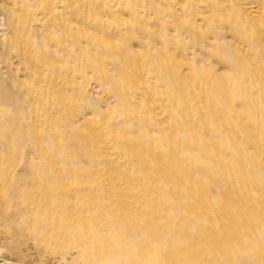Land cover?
Wrapping results in <instances>:
<instances>
[{"label":"bare ground","instance_id":"1","mask_svg":"<svg viewBox=\"0 0 264 264\" xmlns=\"http://www.w3.org/2000/svg\"><path fill=\"white\" fill-rule=\"evenodd\" d=\"M238 123L264 139V0H0V264H264V221L221 235L264 207Z\"/></svg>","mask_w":264,"mask_h":264},{"label":"rangeland","instance_id":"2","mask_svg":"<svg viewBox=\"0 0 264 264\" xmlns=\"http://www.w3.org/2000/svg\"><path fill=\"white\" fill-rule=\"evenodd\" d=\"M237 99H243L242 96L237 97ZM209 113V110H206ZM168 116H165V118H168ZM236 117V116H234ZM192 119H190V123H186L185 126L186 127H191L190 125L193 124L191 122ZM238 127L236 128L234 133H238L241 132L243 133L249 140H250V144H249V155H253V152L251 151V148H253L254 146L257 147H263L264 146V139H259V138H254V133L255 131H250L249 129H247V127L245 125H242V123H238L236 124ZM163 126L168 128L169 127H173L175 126V122L172 118H168L166 119V121L163 123ZM178 127L182 128L183 126L178 124ZM176 128V131L179 130V128ZM190 137H192V142L190 143L189 141V146L188 145H184L186 148H193L195 155H197L199 157V159H197V161H200V165L203 168H205V170H203V172L207 173L212 171L210 168V163L212 160H215L217 162V164L219 165V168L223 166V168L221 169V172L223 174H225V176H227L232 184L236 185V184H240L241 182H244L245 180H247V176H248V169L244 168V166H242V164L236 165L235 163H231L228 159V156H230V153H226V149L224 148L223 150L221 148L216 149L213 145V143H209V142H205L204 138L201 135V133L195 129V128H190ZM173 133V132H172ZM227 136V138L229 140H231L232 138V131H227V134H225ZM173 140H175V137L173 135L172 137ZM210 140V138H209ZM182 144L179 145V148L181 147ZM228 147L229 149H232L234 152V155H231L233 157H239L242 156L243 151L246 150V144L245 142L242 140L240 141L238 139V142L232 140L228 143ZM251 147V148H250ZM212 148V149H210ZM180 151V150H178ZM176 151V152H178ZM189 151V150H188ZM186 154H188L187 152H184ZM174 155V157L177 159L178 162H182L183 160L186 161L187 158L180 152L178 153H171ZM261 157L258 158V162L261 163ZM196 161V160H194ZM193 164V163H192ZM259 167H262L263 164H259ZM198 167V165H196V163H194L192 165V169L186 171V173H183L185 177L193 179L195 186L198 185L199 186V194L200 196H204L207 195L208 189L203 186V184L200 183L201 178H203L202 175H200L199 177H196L197 174H195L196 172V168ZM259 169V168H258ZM162 173V172H161ZM198 176V175H197ZM256 177H258V172H256L255 174L252 173L251 174V179H255ZM240 186V185H239ZM260 186V185H259ZM261 187V186H260ZM264 187V186H263ZM262 188V187H261ZM228 192H231V188L229 187ZM258 198V196L256 197ZM237 198H234V202H225V204H228L229 206L227 207V209H231V213L233 212L234 214L237 215V219L235 222L229 223L227 225V228L225 229L224 232H222V236L225 233H231L234 238L239 241L242 237L241 232L242 229L245 225V223L249 220L247 219V216H251V218L256 219L255 221H264V207L262 209L258 208V203H256L254 206H250L248 207V205L246 206V204H243V201L240 199V201L236 202ZM260 200V199H259ZM242 201V202H241ZM244 205V206H243ZM259 210V212H258ZM241 216H245V218L241 221H237L238 219L241 218ZM218 221V220H216ZM219 223V221H218ZM234 234H233V232ZM225 237V236H224ZM236 250L238 251V249L236 248ZM235 256L239 255V252H235L234 253Z\"/></svg>","mask_w":264,"mask_h":264}]
</instances>
